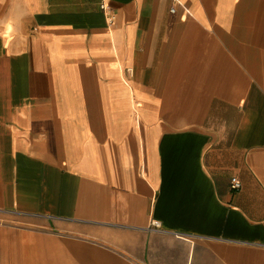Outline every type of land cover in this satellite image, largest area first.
Listing matches in <instances>:
<instances>
[{
    "label": "crops",
    "instance_id": "crops-1",
    "mask_svg": "<svg viewBox=\"0 0 264 264\" xmlns=\"http://www.w3.org/2000/svg\"><path fill=\"white\" fill-rule=\"evenodd\" d=\"M0 214V264H264V0H0Z\"/></svg>",
    "mask_w": 264,
    "mask_h": 264
},
{
    "label": "rangeland",
    "instance_id": "rangeland-1",
    "mask_svg": "<svg viewBox=\"0 0 264 264\" xmlns=\"http://www.w3.org/2000/svg\"><path fill=\"white\" fill-rule=\"evenodd\" d=\"M27 219L21 215H4L0 214V233L1 229L4 227V225H10L13 226L12 230L13 231H20L21 229L25 228L27 225Z\"/></svg>",
    "mask_w": 264,
    "mask_h": 264
},
{
    "label": "built area",
    "instance_id": "built-area-1",
    "mask_svg": "<svg viewBox=\"0 0 264 264\" xmlns=\"http://www.w3.org/2000/svg\"><path fill=\"white\" fill-rule=\"evenodd\" d=\"M100 6L103 10L106 9L105 5H103V4H101ZM171 10H173V8H171ZM107 17H108V21L111 22L113 19V15L109 12V13H107ZM127 71H129V70L127 69ZM230 186L232 189H238L240 187V182L238 180H233L231 182ZM154 226H158L157 223H154Z\"/></svg>",
    "mask_w": 264,
    "mask_h": 264
}]
</instances>
